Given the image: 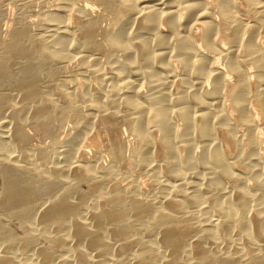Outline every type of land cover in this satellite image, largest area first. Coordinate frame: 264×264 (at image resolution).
Wrapping results in <instances>:
<instances>
[{
	"label": "bare ground",
	"instance_id": "obj_1",
	"mask_svg": "<svg viewBox=\"0 0 264 264\" xmlns=\"http://www.w3.org/2000/svg\"><path fill=\"white\" fill-rule=\"evenodd\" d=\"M93 3L111 15L113 29L102 42L94 37ZM68 5L44 17L58 36L39 48V59L24 25L2 39L0 88L11 85L21 103L12 106L0 92V111L10 110V119L0 121L7 127L2 140L17 145L21 161L4 156L6 141L0 142V210L22 226L32 217L35 229L59 249L70 241L68 256L78 264H102L106 257L120 264H233L228 255H241V264H264V0ZM58 16L75 23L77 47L98 54L110 82L107 92L85 86L97 115L83 140L70 137L52 158L41 147L29 151L26 119L18 114L30 112V127L58 144L57 123L69 114L82 119L62 87L51 85L62 102L58 108L37 88V74L53 78V65L72 53L65 48L72 30ZM121 129L136 144L130 157ZM103 147L108 165L100 162ZM131 162L162 179L152 197L134 183L125 188L113 181L115 171ZM27 234L15 237L0 223V242L16 240L21 251L32 242ZM109 239L113 249L105 244ZM84 251L97 253L98 263H89ZM34 254L31 264H52L44 249ZM4 255L0 264L14 263Z\"/></svg>",
	"mask_w": 264,
	"mask_h": 264
},
{
	"label": "rangeland",
	"instance_id": "obj_2",
	"mask_svg": "<svg viewBox=\"0 0 264 264\" xmlns=\"http://www.w3.org/2000/svg\"><path fill=\"white\" fill-rule=\"evenodd\" d=\"M64 4L65 5L69 4L68 6L74 5V4L75 5H77V4L81 5V4H83V0H65V1L64 0H32V1L31 0H0V7H1L0 8V46H1L0 47V54H1L0 59L5 58L3 56L4 54L1 53L3 50L2 45H1L2 41L5 40L6 38L8 39L7 33L9 32V30H12L14 28H19L20 25H21V27L24 25L23 27L28 29L27 30V31H29L28 34L30 33L29 35L34 40L33 45L27 43L28 47L32 51H34V60L39 59V56H38L39 48L42 45L43 46L45 44L47 45L48 42H51V40L55 39V36H58L53 32L55 27H53L50 24L44 23L43 19L48 13H55L59 9V7H62V5H64ZM95 4L93 3V5H91L92 9H93V10H91L93 13V14H91V19L94 22H96L94 37L96 38L95 40L97 42H102L104 33L110 32V29H113L111 27L113 25L111 23V15L109 14V12H107L100 5H98V4L95 5ZM66 18H67L66 16L65 17H63V16L59 17L58 16V19L61 20L60 22H63L62 20H64V22L67 25H69L68 26L69 29L72 30V34L70 35V37H66L67 39H65L66 40L65 44H67V45H65V46H67L65 48H68V47L72 48L71 49L72 53L69 56L70 58L65 59V61L63 60L59 63H55L53 65L54 69L56 70V71L54 70L55 74L57 75V76L55 75L53 78H50L46 73H38L37 74V88L41 91V93L44 92L42 94L43 95L45 94L44 96L50 98L49 100H51V102H54L53 103L54 107L58 108V107L62 106L61 105L62 102H61V99L58 96H56L55 93H53V90H51V88H52L51 85L55 84L56 86L58 85V87L59 86L62 87L61 90L66 91L65 93H67L69 95V98L71 99V101L73 99L72 102L76 106L77 111L79 112V114H81L82 119L84 121L81 118H80L81 120L79 118H76L72 114L64 116L62 121L60 123H57L58 128L56 129L55 138H56V141H59V143L61 142L60 144H58L57 142H53L50 137L43 136V135L39 134L35 128L33 129L32 127H30L31 126L30 121H32L31 119H33V116L30 112H29L30 113L29 114V113H27V111L23 110L25 112L20 111L21 113L19 112V114H18L19 117L21 115L20 118H22L24 120L26 119L25 123H24V130L26 129L25 132L30 136V143H31L30 145L31 146L29 145V147L31 149L28 148L29 151L31 152V150H33L34 147L35 148L41 147V148L45 149L49 153V157H52V158H54L57 154H59L62 150L65 149V147L60 146V145L62 143H64L65 141H67L68 139H70V137H72V136H75V138L80 137L78 140L79 141L83 140L82 138L85 137V135L87 134L86 132L89 130V128L91 126V120L97 115L96 110L92 107V105H90L91 103L88 101L87 96L85 95V90L87 89L86 87H88L92 93H96V91L107 92L108 89H106V87H107V85H109V82H110V81L106 80V77L101 73V71L99 69L101 64L98 63V59H100L98 54H96V52H94L93 50H91L89 48L77 47V43L80 39L76 35H78L77 33H79V31L76 30L77 28L74 25L75 23L72 20H70V22L68 23V19H66ZM110 24H111V26H110ZM52 32H53V34H52ZM73 32H75V33L73 34ZM2 33H3V35H2ZM52 35L53 36L55 35L54 38L52 37ZM4 36H6V38ZM73 40H75V41L72 42ZM71 45H76V47H75L76 49H74V47H72ZM3 53H4V51H3ZM97 70H98V72L96 73ZM0 87H1V85H0ZM92 89H93V91H92ZM143 90L146 91V88H144ZM0 92H3V93L5 92L7 95H9V99H10V102H12L11 103L12 106H14V107L21 106V103H18V101L20 100L19 93L17 91L14 92L11 85L4 84L3 87L0 88ZM18 104H20V105H18ZM9 115H10L9 109L8 110L7 109L1 110L0 111L1 123L7 122L8 119H10V118H8V117H10ZM53 115L55 116L56 114L54 113ZM29 116H31V117L29 118ZM86 119L90 120V121H87ZM85 122H88L89 124L88 123L85 124ZM57 125H56V127H57ZM1 127L2 126H0V142H2L4 140L6 141V147H5L6 150L4 151L5 153L3 152L4 156L7 155L8 158L10 156V160L13 158L14 161L15 160L21 161L20 152H19V148L17 147V145H15V143L13 141H10L7 139L2 140L4 137L6 138V136H7L3 133L7 127L5 129L3 127L2 128ZM29 128H31V129H29ZM121 128H123L124 130L126 129V127H124V126ZM123 129H121V130H123ZM124 132L126 133V134L125 133L122 134V136L124 138L123 139L124 148L126 151L128 150L126 153H127V156L130 157L132 155L131 150L133 149V147L136 144L133 143V142H135L133 139V136L128 131H124ZM132 145H134V146H132ZM127 148H129V149H127ZM103 150L105 152V147H103ZM104 152L101 154L102 160H100V162L102 161L103 164L107 163V165H108L109 162H107V161H109V159L106 157V152L105 153ZM59 158L63 159V160L60 159L61 161L67 160V158H65V157H64L65 158V160H64L63 156H60V155H59ZM100 158H101V156H100ZM133 163L134 162H131L130 166H128L124 169L119 168L120 170H116L115 175H118L120 172L121 173L119 174L120 176L118 175L116 178L114 175L113 181L116 180V182L119 183L120 186L125 187V188L130 187L134 183L137 185L136 187H137V189L141 195H143L144 197H147V198H149V196L152 197L153 195H155L157 193V190H158L157 187H159V185H157V183L160 184L162 179L160 180L159 176H156V177L151 176V173L149 171H145L144 169L139 170L138 169L139 167L136 168ZM239 163H240L239 165H243V163L245 164L244 161H240ZM151 164H153V163H151ZM117 171H119V173ZM187 172L188 171H184V172L182 171L183 174H185ZM1 174L2 173H1V167H0V196H1L2 188H3V178H2ZM117 180L118 181L120 180V181L118 182ZM252 182L253 181H251L250 183H252ZM85 185H86L85 183H84V185H83V183H81V185L77 183L78 188L81 187V189H82L81 191L87 190L86 189L87 185L86 186ZM82 187H84V188H82ZM79 190H80V188H79ZM31 219H29V221H27L29 223H26V225L29 228L26 225L25 226L27 227L26 230H28L27 231L28 234L27 233L26 234L29 237H31V241H32L31 243L32 244L30 243L27 246L28 248L21 251L19 248H17L19 246L17 245L16 240L12 241L14 244L13 243L12 244L11 243L5 244V243L0 242V253H3L0 255L5 254V255H7L6 257H11V260H12L11 262L12 263L14 262L13 264H15V263L16 264H23V263L24 264H31L32 263L31 260L33 258V257H31L32 252L34 254L36 252L37 248H39V249L42 248L51 257L50 261L52 264L53 263L54 264H60V262L65 260L66 257H67L66 262L68 260V262H67L68 264H78V262L75 258L68 256L69 255L68 248L71 245V244H69V243H71L70 241L69 242L67 241L68 242L67 248L65 249V247H64V249H65V252H64V249H61V248L59 249V247L54 246L48 239H46L44 236H42L39 232V229H38L40 227L37 226V224L35 223V221L32 217H31ZM33 221L35 224L33 223ZM30 222H31V224H30ZM0 223L3 226H5L7 229L13 230L15 237H21V236L26 235L25 234L26 230L24 229L25 226L20 225L21 223L18 222V220H16L15 218H12L8 214L4 213L2 210H0ZM32 223L34 224L33 227H32V225H33ZM35 226L38 227V228H36L38 230L35 229ZM106 226H108V223L106 222V220L102 219L100 222V228H105ZM63 227L61 229H63V231L66 232L65 227L64 228ZM34 230H35V232H34ZM63 231H61V233H63ZM78 243H79L78 246L81 247V245H80L81 242H78ZM105 244H107L110 249H113V246H115V243L112 239L105 241ZM4 247H5V249H8L9 251L7 250V252H3ZM7 247H9V248H7ZM1 249H2V252H1ZM32 249L33 250L35 249V250L33 251ZM66 250H67V252H66ZM84 253H87L86 254L87 256L86 255L85 256H86V259H88V261H90L89 263H91V262L96 263L97 262L98 256L97 257L94 256L97 253H95V252L90 253V252H86V251H84ZM8 254H9V256H8ZM228 256L231 257L232 262L234 261L233 264H241V261L243 260V259L241 260V258H242L241 255H228ZM58 257H60V258H58ZM106 258H108V257H106ZM106 258L104 260L105 262L103 261L102 264H120V262H118V261L116 262V260L113 261V263H112L111 257L109 259H106ZM128 258H130V256L126 257L125 261L128 260ZM69 259L72 261H69ZM53 261H55V262H53Z\"/></svg>",
	"mask_w": 264,
	"mask_h": 264
}]
</instances>
